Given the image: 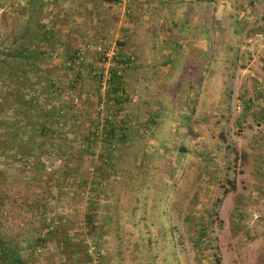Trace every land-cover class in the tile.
Segmentation results:
<instances>
[{
  "label": "rangeland",
  "instance_id": "1",
  "mask_svg": "<svg viewBox=\"0 0 264 264\" xmlns=\"http://www.w3.org/2000/svg\"><path fill=\"white\" fill-rule=\"evenodd\" d=\"M0 264H264V0H0Z\"/></svg>",
  "mask_w": 264,
  "mask_h": 264
},
{
  "label": "trees",
  "instance_id": "2",
  "mask_svg": "<svg viewBox=\"0 0 264 264\" xmlns=\"http://www.w3.org/2000/svg\"><path fill=\"white\" fill-rule=\"evenodd\" d=\"M24 54H25V52L21 50V51H19V52H14V53H12L11 56H12V57H15V58H23V57H27V56H28V54H27V56H25ZM30 104H31V102H30ZM43 125H44L45 127L47 126L46 121L43 122ZM44 137H47V135L44 136Z\"/></svg>",
  "mask_w": 264,
  "mask_h": 264
},
{
  "label": "crops",
  "instance_id": "3",
  "mask_svg": "<svg viewBox=\"0 0 264 264\" xmlns=\"http://www.w3.org/2000/svg\"><path fill=\"white\" fill-rule=\"evenodd\" d=\"M143 5H146L145 3H143ZM147 17V16H146ZM142 22H146V20H145V18H143V21ZM121 29H123V28H121ZM124 30V36L122 37L123 39H127V40H129L130 39V37L128 36V34L130 33V31L129 32H127V30L126 29H123ZM122 38H119L120 40L122 39Z\"/></svg>",
  "mask_w": 264,
  "mask_h": 264
},
{
  "label": "built area",
  "instance_id": "4",
  "mask_svg": "<svg viewBox=\"0 0 264 264\" xmlns=\"http://www.w3.org/2000/svg\"><path fill=\"white\" fill-rule=\"evenodd\" d=\"M104 54H106L107 57L111 58L112 55L114 54V52L111 51V50H108V51H106Z\"/></svg>",
  "mask_w": 264,
  "mask_h": 264
}]
</instances>
